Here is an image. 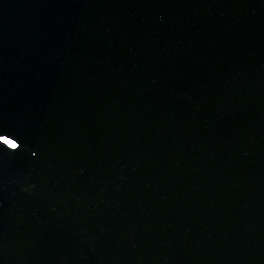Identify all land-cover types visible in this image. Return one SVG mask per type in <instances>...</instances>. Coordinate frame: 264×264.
<instances>
[{
    "label": "water",
    "instance_id": "obj_1",
    "mask_svg": "<svg viewBox=\"0 0 264 264\" xmlns=\"http://www.w3.org/2000/svg\"><path fill=\"white\" fill-rule=\"evenodd\" d=\"M0 137V264H264V0H0Z\"/></svg>",
    "mask_w": 264,
    "mask_h": 264
},
{
    "label": "snow or ice",
    "instance_id": "obj_2",
    "mask_svg": "<svg viewBox=\"0 0 264 264\" xmlns=\"http://www.w3.org/2000/svg\"><path fill=\"white\" fill-rule=\"evenodd\" d=\"M0 139H3V137H0ZM5 142L8 143V144H10L11 147H13V148L17 147V145L13 141H11V140H6Z\"/></svg>",
    "mask_w": 264,
    "mask_h": 264
}]
</instances>
